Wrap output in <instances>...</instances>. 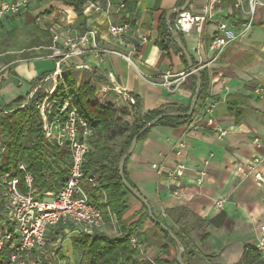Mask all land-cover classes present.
<instances>
[{
	"label": "crops",
	"instance_id": "1",
	"mask_svg": "<svg viewBox=\"0 0 264 264\" xmlns=\"http://www.w3.org/2000/svg\"><path fill=\"white\" fill-rule=\"evenodd\" d=\"M8 1H22L24 6L18 13L0 18V55L4 57L18 56L23 50L46 51L40 45L44 38L42 32L50 40L53 33L59 34L61 40L66 35L82 33L76 26L72 7L60 0ZM259 1L261 4L255 6L253 22L247 29V0H242L239 7L234 6L235 0H221L215 7L214 18L206 22L200 32L195 28L178 31L193 65L201 66L198 71L204 70L207 74L205 96L198 102L190 121L176 127L153 126L135 143L125 161L129 182L149 201L154 215L173 230L189 228L186 238L192 254L187 257L188 264H235L243 259L248 247L256 246L262 234L264 187L252 176L240 172L253 156L260 158L257 168L264 172V0ZM182 2L184 0H138L132 13H124L120 7L122 0H87L83 4L85 26L95 31L90 50L64 60L51 57V41L46 48L49 52L45 54L33 58L12 57L8 62H0V104L28 97L38 83L36 79L53 73L55 62L59 60L61 68L76 70L85 75L84 79L94 72L106 78L107 72L112 71L115 83L137 100L139 115L169 105H189L197 81L195 73L188 67L182 52L173 47L160 50L155 44L161 17L166 24V12ZM205 3L206 0H190L185 11L198 13ZM174 18L170 15L169 23ZM110 21L126 22L130 30L120 37L114 36L107 29ZM219 21L228 24L226 34L235 38L211 60L213 51L209 42L218 33ZM11 30L15 34L8 35ZM22 32L26 36H20ZM106 50L122 53L131 62ZM165 73L171 74L170 79H177L171 91L155 84ZM108 89L112 100H124L111 87ZM208 105L212 106L213 124L210 126L206 125L203 112ZM219 129H226V134L219 137ZM181 140L185 142V170L175 195L172 193L175 184L169 183L164 173L158 174L154 164L172 166L176 162L174 146ZM201 168L205 175L202 183L197 184ZM95 175L98 177V173ZM220 198L224 202L218 207L215 201ZM91 199L104 218L102 226L91 234L100 231L117 235L116 220L104 206L105 192L95 191ZM142 212L141 202L129 195L121 219L130 224ZM70 229L68 235L66 228L50 229V242L44 253L46 263L63 264L61 259L57 258L56 262L51 257V254L57 257L61 246L57 245L55 251L49 250L59 239L68 247L69 262L73 260L74 251L81 253L73 245L74 238L81 236L73 227ZM136 233L144 240L146 256L157 260L158 264L177 260L179 245L158 238L149 218ZM161 244L166 245L165 251ZM146 256L134 255L133 264H146ZM262 256L264 259V254Z\"/></svg>",
	"mask_w": 264,
	"mask_h": 264
},
{
	"label": "trees",
	"instance_id": "2",
	"mask_svg": "<svg viewBox=\"0 0 264 264\" xmlns=\"http://www.w3.org/2000/svg\"><path fill=\"white\" fill-rule=\"evenodd\" d=\"M60 1L72 7L76 15V26L81 32L86 31L83 4L87 0ZM137 1L122 0L123 12L132 13L136 8ZM174 16L176 18V15ZM175 18L170 21L169 28L165 24L164 17H161L159 33L155 44L160 50L173 47L181 53L179 47L172 39L171 31L175 30ZM175 33L181 39L180 32L175 30ZM7 34L13 35L15 31H8ZM42 35L44 38L40 45L46 51L33 52L23 50L18 56L4 57L0 55V62H8V59L12 57L13 59L33 58L49 52L46 48L50 46V37L45 32H42ZM181 55L184 56L182 53ZM199 72L201 85L193 114L188 117L161 118L143 132L137 141L143 139L153 126L176 127L192 119L196 112L198 102L205 96L208 83L206 72L204 70ZM51 73H47L45 76ZM45 76L38 77L36 81L39 82ZM66 85L69 86V90L66 89ZM109 87L110 85L106 78L97 72L91 73L87 79L76 82L72 77V69L65 67L61 68L58 85L55 88V95L53 96L56 100L69 98L77 112L86 119L87 125L92 130L91 135L87 137L89 147L84 156L82 171L85 175L95 177L96 185L93 186L84 181L83 188L91 198L94 197L95 191L103 190L105 192L106 200L104 206L107 207L109 213L115 216L119 230L117 235H108L104 232L97 231L91 235L83 234L80 235V238H74V247L81 250V257L78 264H133V258L136 254L129 245V237L136 233L145 219H148V213L141 203L143 212L137 220L126 224L121 219L122 213L126 208V198L131 193L120 180L118 171L119 159L127 151L132 137L146 122L168 110L187 111L189 106L180 107L177 105H169L139 115L136 111L137 100H135L133 107L125 98L122 102L119 100L114 101L111 98L109 99ZM42 95V91L39 90L28 100L27 97H19L9 103L0 104V143L4 146V150L0 154V177L5 175L7 179L17 177L19 188L22 191H26L27 189L24 180L25 172L31 174L33 186L38 191L44 192L51 188L53 178L62 180L69 162L67 148L58 147L52 143H48L44 139L41 117L36 107V101ZM26 100L27 102L22 105ZM21 163L25 165V170L19 168ZM95 173H98V177H96ZM123 173L129 182L125 164ZM4 200L5 197L2 191H0V221L3 218ZM182 212L186 213V211ZM195 220L200 221L198 217H195ZM152 224L157 232L155 235L158 238L164 239L169 243H174L164 229L158 224ZM167 227L179 240L180 246L183 248V261L185 264H188L187 257L192 254V249L186 238L189 228L184 226L179 228V230H173L171 226ZM165 247V244H161L163 251H165ZM32 253L34 254L36 251ZM6 259L7 256L2 254L0 256V263L5 262ZM37 259H39V261H36L38 264H43L41 258ZM159 263L168 264L165 261H159ZM171 264H178V262L174 260ZM235 264H264V259L260 250L256 247H248L245 250L243 259Z\"/></svg>",
	"mask_w": 264,
	"mask_h": 264
},
{
	"label": "built area",
	"instance_id": "3",
	"mask_svg": "<svg viewBox=\"0 0 264 264\" xmlns=\"http://www.w3.org/2000/svg\"><path fill=\"white\" fill-rule=\"evenodd\" d=\"M221 0H206V3L200 8L198 13L182 11L176 15L174 20V29L176 31H185L195 28L201 31L202 26L211 21L215 16V7ZM242 0H235L234 6L239 7ZM247 21L245 29L253 22L255 6L261 4L259 0H247ZM24 6L22 1L10 2L8 0H0V18L8 14L18 13ZM123 3H120V7ZM228 24L225 21H219L217 28L218 33L214 35L209 47L213 51L211 60L221 53L223 48L229 44L235 36L227 32ZM108 31L117 37H120L130 30V25L126 22L113 23L108 22ZM95 31L86 30L82 33L66 35L62 40L59 34H52V44L49 47L52 51L51 57H61V59H70L81 56L90 50L91 44L94 43ZM60 45V46H59ZM93 49L95 48L92 45ZM95 50V49H94ZM122 56L131 62L130 58L122 53L114 50H106ZM61 61L55 62V70L50 75L42 78L33 91L27 97V100L36 91H42V97L36 101L38 108L44 139L48 143H52L58 147H65L69 152V162L66 166V173L62 180L53 178L51 188L40 192L33 186V178L30 173L25 172L24 180L26 191L19 188L17 177L10 179L5 176L0 177V191H2L5 200L3 204V218L0 221V256H7L5 262L0 264H19L21 259L26 255L36 251L42 254L47 248L50 239L49 231L52 227L60 226L66 228L68 235L73 227L77 234H91L94 229L102 226L104 222L103 214L97 205L89 197L83 183L95 186V177L85 175L82 171V164L85 153L88 150L87 137L91 135V128L87 125L86 119L81 116L76 108L72 105L69 98H60L56 100L55 88L58 85V78L61 74ZM87 68V65H80ZM201 66L197 67L198 70ZM171 74L165 73L155 82L156 85L171 91L173 84L177 79H170ZM106 80L112 90L125 98L131 106L134 107L135 100L132 96L125 93L119 85L114 81V73L108 71ZM51 81L52 84L48 88L43 89L44 83ZM51 87V88H50ZM27 100L22 104L24 105ZM212 106L208 105L204 108V116L206 125L213 124V117L210 115ZM226 129H219V137L225 135ZM258 143L257 139H254ZM185 147L184 140L177 142L174 146V154L176 162L170 167H162L154 164L158 174L164 173L168 182L175 184L172 193L178 194V185L184 175L185 164L183 160V149ZM4 146L0 143V154L3 152ZM260 158L253 156L251 160L240 168L242 175L252 176L253 179L262 187H264V172L260 171L257 166ZM19 168L25 170V165L20 164ZM205 175L204 168L199 170L196 183L201 184ZM49 197V199H45ZM224 202L223 198L215 201L216 206H221ZM111 216H115L111 213ZM71 230V231H70ZM262 231L256 248L264 254V225L260 227ZM65 235V234H64ZM129 245L136 255L146 256L145 243L139 234L134 233L129 237ZM146 264H158V262L146 256ZM36 263V262H35ZM34 263V264H35Z\"/></svg>",
	"mask_w": 264,
	"mask_h": 264
},
{
	"label": "water",
	"instance_id": "4",
	"mask_svg": "<svg viewBox=\"0 0 264 264\" xmlns=\"http://www.w3.org/2000/svg\"><path fill=\"white\" fill-rule=\"evenodd\" d=\"M190 0H184V2L175 7L172 8L170 10H168L166 12V24L167 26L170 28V24H169V17L170 15H177L182 11H185V9L187 8L188 4H189ZM172 33V39L175 42V44L179 47V49L181 50V52L183 53V55L186 58L187 61V65L190 68V70H192L197 78L196 81V85H195V90H194V94L192 96V99L190 101L189 107L187 111H167V112H163L158 114L156 117L152 118L150 121L146 122L138 131L137 133L132 137L130 145L127 149V151L120 157L119 159V163H118V171H119V177L120 180L122 182V184L129 190V192L131 193V195L136 198L138 201H140L144 207L146 208V211L148 213V218L152 223L158 224L162 229H164L167 234L172 238V240L174 241V243L179 245V251H178V255H177V262L178 264H185V262L183 261V248L180 246L179 240L177 239V237L173 234V232L167 227V225L160 219H158L152 209H151V205L149 203V201L147 199H145L138 191L137 189H135L125 178L124 173H123V167L125 164V161L127 159V156L131 153V151L133 150L135 143L137 142L138 138L140 137V135L145 132L149 127H151L152 125H154L159 119L164 118V117H178V116H183V117H188L191 116L193 114L194 111V107L197 103L198 100V96H199V89H200V85H201V79H200V72L196 69V67L193 65L190 55L188 54L185 46L183 45V42L181 41V39L176 35L175 30L171 31Z\"/></svg>",
	"mask_w": 264,
	"mask_h": 264
},
{
	"label": "rangeland",
	"instance_id": "5",
	"mask_svg": "<svg viewBox=\"0 0 264 264\" xmlns=\"http://www.w3.org/2000/svg\"><path fill=\"white\" fill-rule=\"evenodd\" d=\"M20 36L24 37V36H26V34L24 32H22ZM20 48H22V47H20ZM84 76H85L84 74H81L80 75L78 73V71L72 70V77H73V80H75L76 82H79L80 80L84 79L85 78ZM51 84L52 83L50 81H47L46 83H44L43 89L46 88V87L48 88L49 86H51ZM66 89L69 90V86L68 85H66ZM108 98L110 99L109 96H108ZM106 99H107V97H106ZM45 199H49V197H45ZM55 245L56 246H49L50 247L49 250L50 249H54V251H55L57 245H59V247L60 246L61 247L58 248L57 250H58V252L60 254L57 252V257H55L54 255L51 254L52 260H55L57 262V258H58V259H61L63 261V264H68L69 257L66 255L67 254L68 247L65 246V243L63 242V239H61V240L59 239L55 243ZM71 250H72V248H71ZM46 251H44L42 254H39V253H34V254L33 253H30V254L26 255L25 257H23L21 259V262L19 264H34L36 261H39V259H37V258H41L43 264H48V263H45V262H47V260H45V257H44V253ZM71 255L73 256V260H71V262H69V264H78L79 263V260H80V257H81L80 251H74V254H71ZM47 259H48V262H49V258H47ZM35 264H38V263L36 262Z\"/></svg>",
	"mask_w": 264,
	"mask_h": 264
}]
</instances>
